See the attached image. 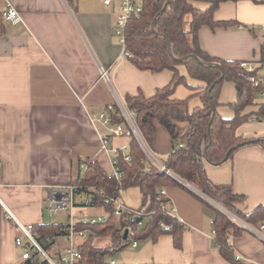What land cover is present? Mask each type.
Returning a JSON list of instances; mask_svg holds the SVG:
<instances>
[{"label":"crops","instance_id":"0c3cea01","mask_svg":"<svg viewBox=\"0 0 264 264\" xmlns=\"http://www.w3.org/2000/svg\"><path fill=\"white\" fill-rule=\"evenodd\" d=\"M195 5L207 6L203 2ZM9 7L17 11L18 18L4 20L0 34V264H26L14 243L20 234L16 221H47L49 189L78 176L79 157L97 161L106 172L112 170L114 156L108 145L115 138L108 136L93 117L107 105L124 103L126 95L139 91L146 96L154 94L170 83L173 73L140 70L122 55L123 45L112 30L116 0L108 5L104 0H0V13ZM214 17L238 24L214 29L202 26L198 32L200 47L213 57L250 63L263 83L264 3L225 1ZM100 66L107 68L108 81L100 78ZM235 98L234 85L224 81L218 112L231 117L228 104ZM254 102L246 112L256 111L264 96L256 94ZM188 129L186 122L178 123L182 141ZM237 133L253 141L264 138V118L252 115ZM103 138H107L105 147ZM149 148L159 161L172 149L171 137L160 125ZM203 166L212 182L231 186L243 196L236 203L240 211L264 205V147L260 144L242 146L218 165L204 160ZM177 179L182 185L167 187L166 195L175 208V217L186 227L181 247L176 248L172 235L164 233L155 240L147 238L134 247L129 245L131 250L109 261L231 264L213 243L214 210L225 211L196 187ZM8 213L12 219L6 218ZM243 227L240 234L229 238L235 259L241 264H264V240ZM58 249L52 246V250Z\"/></svg>","mask_w":264,"mask_h":264},{"label":"trees","instance_id":"16d2710c","mask_svg":"<svg viewBox=\"0 0 264 264\" xmlns=\"http://www.w3.org/2000/svg\"><path fill=\"white\" fill-rule=\"evenodd\" d=\"M140 1V14L131 17L125 26L124 51L127 52V58L140 70H170L173 73L170 83L157 88L154 94L146 96L139 91L124 98L125 105L134 114L143 140L151 147L157 125L163 127L170 135L172 145L170 153L161 160L164 167L245 223L257 227L264 222V205H258L248 212L240 211L236 203L242 201L243 196L231 186H220L212 182L203 166L204 160L218 165L245 145L260 144L264 147V138L253 141L237 133L238 127L252 115L258 119L264 118V102L258 104L256 111L246 112L247 107L255 104L256 94L264 89L263 83L260 81L254 85L245 80L242 75L247 71L241 67V61L210 56L200 47L198 40L202 26L214 29L238 24L234 20H217L214 17L220 3L238 0ZM251 1L264 3V0ZM196 2L206 3L207 6L197 7ZM3 21V13H0V34L4 32ZM261 56L263 61L264 47L261 48ZM180 65L185 66L190 78L200 82L198 85L187 84L193 92L184 99L174 96L175 87L186 83L185 75L179 72ZM224 81L231 82L236 90L235 100L228 104L233 112L231 117L223 116L217 110L218 96ZM195 95L199 96L201 105L189 110L188 100ZM112 117L114 122L123 120L117 110L112 113ZM180 122H186L189 127L184 141L178 132ZM125 155L129 156V160L125 159ZM113 158L116 159L120 178L106 172L97 161L79 157V164L86 167L80 169L78 176L68 183L74 186V205H83L85 199H88L89 206L111 212L114 208L112 198L117 196L118 189L136 186L141 193V204L134 209L148 214L138 216L133 221H130L132 212H123L119 217L110 215L102 223H76L77 229L88 230L86 238L79 244L83 264H112L108 258L129 246L132 239L155 240L164 233L171 234L174 246L180 248L186 227L175 216L159 208L160 203H168L159 194V190L173 185L181 186L179 179L151 161L135 137L129 138L125 152L118 150ZM139 220L142 223L138 226ZM67 226V222L44 221L34 224V231L43 239L45 236L62 235L64 232L61 228ZM212 226L213 243L221 255L231 264H241L234 257L229 238L240 234L244 227L219 209L214 210ZM103 239H107V243L99 245L97 241ZM47 246H51V243ZM25 263L33 264L28 260Z\"/></svg>","mask_w":264,"mask_h":264},{"label":"built area","instance_id":"2783aa9c","mask_svg":"<svg viewBox=\"0 0 264 264\" xmlns=\"http://www.w3.org/2000/svg\"><path fill=\"white\" fill-rule=\"evenodd\" d=\"M112 0H104V4H110ZM118 3L117 13L114 18L113 24V34L118 37L120 43L124 48V31L127 21L131 17H137L140 14L142 9L140 0H116ZM3 18L6 21H14L18 18V13L14 8L9 7L6 11L3 12ZM123 56L127 57V52L123 50ZM241 67L245 68L247 73L243 74L242 77L252 82L254 85H257L260 81L255 74L251 72L255 71V67L247 62H241ZM100 78L104 81H108L107 68L102 66L99 67ZM264 85V82H263ZM264 96V89L260 92ZM118 111L119 115L122 117V122H114L112 113ZM93 119L98 120L104 126L107 131L108 136H126L128 138L135 137L142 147L145 154L158 165L161 169L166 170L168 173L174 175L170 170L166 169L161 161L158 160L156 154L149 148L142 138V135L136 125L134 114L130 111L125 103L117 102L106 106V109L99 113L98 116L93 117ZM103 145L105 147L107 143V138H103ZM127 146L110 149L114 155L117 154L118 150L126 151ZM125 159L129 160V156L125 155ZM112 170L110 173L116 178H120L121 174L117 169L116 159L112 158ZM84 164H80V169H85ZM74 186L71 184H62L57 186H52L49 189V197L47 199V204L45 207L47 216L51 218L59 210L66 211L70 208V212L67 214L68 226L67 228H61V231L64 232L60 236H65L66 245L58 250H52V246L55 243L56 237L45 236V238H40L38 233L34 231V224L32 223H21L16 221V226L20 231V234L14 238L15 246L20 250L21 257L24 260H28L33 264L44 263V264H83V255L79 248V244L86 238L88 230L85 228L77 229L75 227L76 223L81 224H95L102 223L108 220L109 216L119 217L123 212H132V217L130 221H133L134 218L138 216H146L148 213L140 210L134 209L127 206L122 200L121 195L123 190L118 189L117 196L112 198L114 208L111 212L106 210L104 213H88L84 212L82 209H79L76 213H72L74 207H91L89 206L88 199H85L83 205L76 206L73 201V191ZM159 194L165 197L168 203H160L159 208L166 211L168 214L175 216V208L170 202L169 198L166 195V189L162 188L159 190ZM225 213L231 217L233 220L241 224L242 226L247 227L252 232L256 233L264 240V222L260 223L257 227H253L234 213L224 210ZM74 217H76L74 219ZM6 218L12 219V214H7ZM142 221H137V225H141ZM48 243H51V246H47ZM137 241L132 239L130 245L132 247L136 246ZM239 258V257H237ZM110 263H114L110 261Z\"/></svg>","mask_w":264,"mask_h":264},{"label":"rangeland","instance_id":"374dc122","mask_svg":"<svg viewBox=\"0 0 264 264\" xmlns=\"http://www.w3.org/2000/svg\"><path fill=\"white\" fill-rule=\"evenodd\" d=\"M180 67L182 70V75H185L187 77V79H186V83H181L178 86V90L176 92V95L180 96L179 98H187V96H189V94L192 93L190 88L187 86V84L196 85L199 82L188 76L184 65H181ZM189 99H190L188 102V109L189 110H192L193 108H195V106H198L201 104L200 98L197 96H191ZM112 138H115V139H113V141L110 143V145H108V146H110L109 147L110 149H114L116 147L119 148V147H123V146H128V141H129L128 137H126V136H122V137L114 136ZM113 156H114V154H113ZM173 176L176 177V175H173ZM121 200L129 207L138 208L141 204V193H140L139 188L136 186H130L128 188H125L122 192ZM217 204L219 206H221L223 208V210L226 209L221 204H219V203H217ZM79 209H82L84 212H88V213H104L103 209L100 207H93V208L92 207H86V208L85 207H82V208L81 207H74V209H72V213H76ZM70 210H71L70 208H68L66 211L59 210L51 218L48 217L47 221L56 222V223L68 222L67 214L70 212ZM75 218L76 217H74V219ZM64 241H66L65 236H57L55 243L53 244L54 248L63 247ZM107 241H108L107 239H103V240H98L97 243L99 245H104L105 243H107ZM131 249L132 248L130 246L122 248L119 251L115 252L111 257L117 259L120 252H122L124 250L129 251ZM118 262H121V261H118Z\"/></svg>","mask_w":264,"mask_h":264},{"label":"water","instance_id":"95a60500","mask_svg":"<svg viewBox=\"0 0 264 264\" xmlns=\"http://www.w3.org/2000/svg\"><path fill=\"white\" fill-rule=\"evenodd\" d=\"M168 46L170 47V42L168 41ZM181 58H179L178 60H180ZM221 78V77H220ZM177 177V176H176ZM125 232H127V230H125Z\"/></svg>","mask_w":264,"mask_h":264}]
</instances>
